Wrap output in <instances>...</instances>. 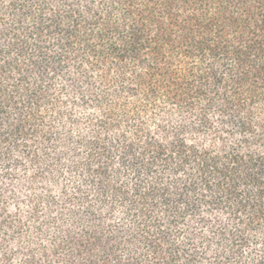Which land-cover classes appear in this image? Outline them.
Listing matches in <instances>:
<instances>
[{
	"label": "trees",
	"instance_id": "16d2710c",
	"mask_svg": "<svg viewBox=\"0 0 264 264\" xmlns=\"http://www.w3.org/2000/svg\"><path fill=\"white\" fill-rule=\"evenodd\" d=\"M0 264H264V0H0Z\"/></svg>",
	"mask_w": 264,
	"mask_h": 264
}]
</instances>
